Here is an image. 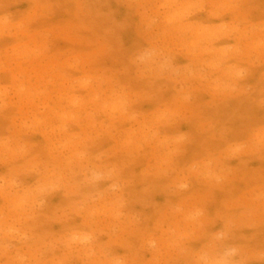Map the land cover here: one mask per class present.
Here are the masks:
<instances>
[{
  "label": "rangeland",
  "instance_id": "rangeland-1",
  "mask_svg": "<svg viewBox=\"0 0 264 264\" xmlns=\"http://www.w3.org/2000/svg\"><path fill=\"white\" fill-rule=\"evenodd\" d=\"M0 264H264V0H0Z\"/></svg>",
  "mask_w": 264,
  "mask_h": 264
}]
</instances>
